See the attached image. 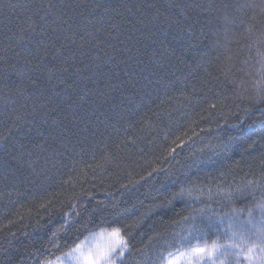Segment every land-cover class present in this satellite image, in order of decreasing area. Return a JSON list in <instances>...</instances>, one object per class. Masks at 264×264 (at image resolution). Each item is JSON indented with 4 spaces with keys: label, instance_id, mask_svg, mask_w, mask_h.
Returning <instances> with one entry per match:
<instances>
[{
    "label": "trees",
    "instance_id": "trees-1",
    "mask_svg": "<svg viewBox=\"0 0 264 264\" xmlns=\"http://www.w3.org/2000/svg\"><path fill=\"white\" fill-rule=\"evenodd\" d=\"M262 9L0 0V264H48L113 229L115 264L241 243L264 203Z\"/></svg>",
    "mask_w": 264,
    "mask_h": 264
},
{
    "label": "snow or ice",
    "instance_id": "snow-or-ice-1",
    "mask_svg": "<svg viewBox=\"0 0 264 264\" xmlns=\"http://www.w3.org/2000/svg\"><path fill=\"white\" fill-rule=\"evenodd\" d=\"M176 196L183 197L184 190H181V192L177 193ZM257 207L260 209V219L258 221L255 220L253 212L249 210L247 226L242 225L243 234L236 231L232 232V237H238L241 243H235L234 240H230L228 242L230 247H226L213 242L211 245H205L204 247H195L191 249L187 255L195 256L197 260H200L205 257L210 259L219 258L226 256L229 252H232L233 255H246L249 260V264H251V261L256 259V257L252 255L253 251L254 249L259 248L261 252V264H264V203L257 205ZM108 236L111 243L109 247L103 250L97 249L93 254H90L87 257L83 255L80 248L74 249V252L80 253L79 258L86 260L87 264H113V255H122L123 250L128 248V244L121 236L119 229H113ZM248 240H252L250 245L248 244ZM242 244L247 247H242ZM67 255L71 256L72 253ZM169 264H175V261L169 260ZM221 264H223V261H221Z\"/></svg>",
    "mask_w": 264,
    "mask_h": 264
},
{
    "label": "rangeland",
    "instance_id": "rangeland-1",
    "mask_svg": "<svg viewBox=\"0 0 264 264\" xmlns=\"http://www.w3.org/2000/svg\"><path fill=\"white\" fill-rule=\"evenodd\" d=\"M111 231L112 230H105V231L93 234L75 249L80 248L81 252L83 253L85 257H87L90 254H93L97 249L103 250L109 247L111 243L110 238L108 236V234L111 233ZM197 247H204V246H197ZM190 250L182 251V252L171 255L170 257H168L165 264H169V260L175 261V264H213V262L214 264H221V261H223V264H227V261L220 257L213 258V259L205 257L203 259L197 260L195 256L187 255L190 252ZM70 253H72L71 256L64 254L58 259H56L55 261L50 262L48 264H87L86 260L79 258L80 253H76L74 252V250L71 251ZM121 256L122 255L120 256L113 255L112 257L113 264H115V261L118 260V258H120ZM251 264H261V260L254 259L251 261Z\"/></svg>",
    "mask_w": 264,
    "mask_h": 264
}]
</instances>
